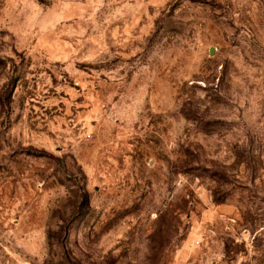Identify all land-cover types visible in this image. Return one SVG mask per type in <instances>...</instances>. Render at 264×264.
Returning a JSON list of instances; mask_svg holds the SVG:
<instances>
[{"label": "rangeland", "instance_id": "374dc122", "mask_svg": "<svg viewBox=\"0 0 264 264\" xmlns=\"http://www.w3.org/2000/svg\"><path fill=\"white\" fill-rule=\"evenodd\" d=\"M0 264H264V0H0Z\"/></svg>", "mask_w": 264, "mask_h": 264}]
</instances>
